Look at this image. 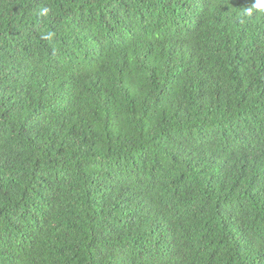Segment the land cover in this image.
Wrapping results in <instances>:
<instances>
[{
    "label": "trees",
    "instance_id": "trees-1",
    "mask_svg": "<svg viewBox=\"0 0 264 264\" xmlns=\"http://www.w3.org/2000/svg\"><path fill=\"white\" fill-rule=\"evenodd\" d=\"M254 2L0 0V264H264Z\"/></svg>",
    "mask_w": 264,
    "mask_h": 264
},
{
    "label": "clouds",
    "instance_id": "clouds-1",
    "mask_svg": "<svg viewBox=\"0 0 264 264\" xmlns=\"http://www.w3.org/2000/svg\"><path fill=\"white\" fill-rule=\"evenodd\" d=\"M264 12V0H255V2L252 4L251 7H247L245 9V15L251 17L253 15V13H261ZM49 13V9L48 8H43L40 12L41 16H47ZM45 39H51L52 38V34L48 33L45 34L44 36Z\"/></svg>",
    "mask_w": 264,
    "mask_h": 264
}]
</instances>
